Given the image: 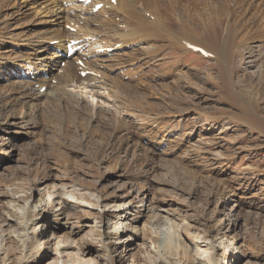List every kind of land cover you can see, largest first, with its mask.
<instances>
[{"label":"bare ground","instance_id":"6f19581e","mask_svg":"<svg viewBox=\"0 0 264 264\" xmlns=\"http://www.w3.org/2000/svg\"><path fill=\"white\" fill-rule=\"evenodd\" d=\"M101 2L109 7L94 12L96 5L79 4L77 0H0V80L5 85L0 89V130L3 129L1 125H14L17 119L26 126H32L34 131L50 130L54 136H46L52 145L46 148L51 151L47 155L54 157L56 165L59 163L65 167L62 179L50 182L47 170L53 162L44 155L45 148L42 150L34 146L27 156V163L31 169L39 165L46 169L44 174H41L43 171L40 173L39 182L23 179L25 172L21 174L20 171L17 174L21 180L16 178L0 192V264H13L14 260L18 264H41L50 257L46 264H98V260L87 259L86 256L93 251L94 236L101 239L108 264H138L143 261L142 257L145 263V255L140 249L156 253L158 258L150 264H161L163 261L173 264L174 260H179V264H221V258L224 262L227 259L229 264L241 244V239L232 233L238 224L237 217L234 221L229 219L226 224L228 232L196 241L189 222L166 208L169 201L164 195L158 200L162 205L147 203L145 194L130 198L131 182V185L123 182L118 186L122 195L116 192L117 188L112 192L106 190L107 195L103 191L99 194L94 181L72 175L83 173L99 177L98 171L104 163H110L111 168L119 166V161L111 163L114 159L111 154L120 157V153L126 154L133 146L136 150L146 151L144 158L140 153L139 160L132 163L136 176H148L155 167L159 149L151 147L148 139L134 135V119L130 118L133 115L132 111L129 112V104L152 109V99L157 95L154 93L162 88V97H156L161 108L173 107L174 110L191 104L184 94L189 93V86L183 83L184 78H176L171 83L165 81L175 77L178 71L177 74L172 73V69L166 72L165 68V72H158L161 68L157 65L161 63H157V58L165 50H191L188 47L194 45L209 53V57L217 63L225 89L233 96H229L231 104L228 105L234 106L232 111L238 110L234 117L257 126L264 133V116L249 106L258 98L260 100L259 95H264V84L260 81L262 85L252 89L248 82L241 83V89L235 83L236 75L242 71L240 63L245 60H249L247 66L254 61L261 62L260 72L264 79V0ZM25 25L26 28L18 32L13 30ZM69 25L75 27L76 32L69 29ZM72 39L81 40L83 48L76 49L71 57L60 56L68 51L67 44ZM118 45L116 50L109 51ZM56 48L60 49L59 53ZM117 57H126L128 63L123 67L120 64L118 68L115 63ZM80 60H84L86 65L79 64ZM63 62L65 65L51 77L46 74L53 64ZM30 65L35 68L31 69ZM149 65L157 66L159 70L149 68ZM84 71H91V74L83 77L81 73ZM185 73L188 77L200 74L194 68ZM52 79L57 83H53ZM44 86L47 90L41 92ZM156 87L161 89L157 91ZM202 89L208 91L200 86ZM88 93L101 98L103 104L112 103L111 108L91 106L87 103ZM155 102V107L159 106ZM216 109L211 106L208 110L212 111L203 110L201 114L211 120L217 114L213 113ZM75 136L90 137L97 146L93 149L92 158L91 154L87 157L93 162L88 164L90 160L78 159L72 151H86L84 139L80 142L61 139ZM143 139L147 140V144L143 143ZM189 155V162H194L193 154ZM187 175L192 178L191 181L186 179L185 183L190 181L189 190L193 192L198 177L191 175L190 171ZM227 186L230 187L229 183ZM163 190L165 188L159 191L163 193ZM50 218L59 222L58 225H73L71 231L88 227V222L94 218L96 225H89L92 229L90 235L75 242L81 245L84 258H79L81 252L78 255L69 252L77 247L69 234L57 236V240L47 234ZM201 246H206L210 252L203 253Z\"/></svg>","mask_w":264,"mask_h":264},{"label":"rangeland","instance_id":"374dc122","mask_svg":"<svg viewBox=\"0 0 264 264\" xmlns=\"http://www.w3.org/2000/svg\"><path fill=\"white\" fill-rule=\"evenodd\" d=\"M21 28H26V25L16 27L13 30L18 32ZM142 47L148 48L145 45H142ZM159 57L164 59L160 60ZM159 57V59L157 58V63H161L162 66L160 64L157 66L163 71L161 69L159 70L158 67L154 65H149V68H157L159 70L158 72H165V68L166 72L171 71V69L172 73L177 74L179 72L177 74L178 76L175 75V77L165 81L171 83L172 81L174 82L176 78H184L183 83L189 86L187 90L189 93L186 92L184 94H186L185 96L191 104L189 103L190 105H186L189 109H186V107L180 108L181 110L179 108H176L177 110L174 108L173 110V107L167 108L166 106L161 108L158 102L159 100H157L156 97L159 95V97H162L161 95L163 92L161 91L164 89L162 88L161 91H158V89H161L159 87H156L158 93H154V95H157L152 99V107L154 109L147 108L146 110L138 107V105L134 103L129 104V112L132 111L131 114L134 116L130 117L134 119L132 122L134 135L136 134L138 137L148 139L151 147L159 149V155L155 159L156 162H154L155 167L150 170L151 172L148 176L147 174L136 176L133 172L132 163L136 161V159L139 160L140 153L142 154L141 157L143 156L142 158H144V152L146 151L136 150L135 146H133L134 148L127 151L129 155L127 153V155L125 153H120V157H114L115 153L111 154L112 158H114L111 163L119 161V166L111 168L110 163H104L100 166L101 168L98 171L99 177L84 175L83 173H78V175L73 174L72 176L87 178L88 180L94 181L99 190V194L100 191H103L107 195V191L112 192L117 188L116 192L122 195V191L118 190V186L123 182L131 185L129 184V182H131L133 183V188L130 198L136 195L143 197L145 194V201L147 203L162 205L163 203L158 200L159 196L164 195L163 197L166 199L168 198L167 201H169V205H166V208L169 207L170 211L174 212L175 215H180V219L189 222L192 226L190 227L191 234L194 235L193 237L196 241L198 239L208 238L209 236H216L217 233H220L219 236H221L224 231L228 232L227 229L229 228L226 227V224L229 219H233L232 221H234V219L238 218V224L232 233H234L239 240L241 239V244H239L240 248L237 255L233 256V260H231L229 264H264V133L261 132L257 126L248 125L247 122L234 117L237 115L236 112H238V110L233 109L232 111L234 106L231 107L228 105L229 103L231 104L229 101L230 97L232 98L233 96L225 89L226 85L222 82V77L215 60L201 57L186 50L175 49H171L170 51L165 50ZM116 59L115 63L119 65L118 68L128 63L126 57H117ZM248 61L249 60H245V62L240 63L242 71L235 77V83H237L241 89L243 87L242 84L247 82V85L250 84L252 89H255L261 82L264 84V79H262L263 75L260 72L261 62L254 61L251 65L247 66V64H250ZM64 65H62V63L53 64V68L48 69L51 73H49V76L51 77L52 74ZM176 66L179 67L177 68ZM191 68H194L197 73H200V76L197 74L196 76L188 77V73L185 72H188ZM180 70L183 72H180ZM243 71L246 73L243 74ZM242 74L247 75V77ZM196 78H198V80ZM125 80H128V77H125ZM52 81H54V79H52ZM56 81L54 82L56 83ZM114 84L116 85V82ZM199 85L208 89V91L205 89L200 90ZM1 86L5 85L0 80V89L2 88ZM106 92L109 91L106 90ZM259 96H261V98L260 100L258 98V100H256L257 102L255 101L256 103L253 101L248 104L250 107L252 106L258 114L264 116V95L261 94ZM250 97L254 98V95H250ZM154 99L157 102H155ZM204 99L206 101H204ZM153 101L155 104H159V106L155 107ZM127 102L129 103V100H127ZM87 103H90L91 106H106L104 108L107 109L112 106V103L109 102L103 104L101 98L94 97L89 93ZM209 103H213V105ZM211 106L217 109H219L218 107L227 109L221 108L219 109V111L221 110L220 112L216 109L215 112L213 111V113H217L214 115L215 117L211 120H207L205 119L206 116H202L201 113L203 110V112L212 111L208 110ZM183 109L186 110L183 112ZM155 115L158 116L155 117ZM12 125L13 124H3L1 125L3 129L0 130V192L4 191L16 178L21 180V177L17 174L20 171L21 174L22 171L25 172L23 173L24 176L22 175L23 179L28 178L39 182L37 179L40 173L43 171L41 174H44V170L46 169L43 165L31 169L27 163V156L34 146H39L42 150L45 148L44 155L48 158L50 155L47 154H51V151L46 149L52 146L50 145L51 142L47 141L46 137L54 136L50 130H45V128H43V130L39 129L38 131H34L32 126H26L24 122L18 119L15 124ZM30 131L34 132L31 133ZM73 138L74 137H61L64 141L71 140L72 142L73 140H78L76 142H80L81 139H84L83 142H85L84 144L87 147L86 151L80 152L78 149H73L72 151L77 155V158L79 157L78 159L86 158L90 160V162L87 161L88 164L93 162V159L87 158L90 154L92 158V154H94L92 153L93 149L97 148V146L93 144L91 138L77 136ZM146 139H143L144 144H147V142H145L147 141ZM2 144H4V146ZM43 145L45 146L43 147ZM187 154H193L192 157H194V162H189L191 160L189 158V160L187 159ZM104 156V158H107L106 155ZM49 159L53 162L49 170H47L50 175V182L54 181L56 178L57 180L62 179L65 174V167L60 166L59 163L56 165L53 156ZM75 167L80 169L77 164H75ZM166 170L171 173L164 172ZM188 171H190L191 175L198 177L195 181L193 192H190L188 186L192 178L187 175ZM166 179L167 181H164ZM186 179L190 181L185 183ZM47 180L44 182L46 183ZM97 180H99L98 184ZM228 183L230 187L227 186ZM161 188H165V190H163L165 193L159 191ZM57 223L59 222L54 221L52 218L49 219L47 234L55 240H57V236L69 234L72 236L71 240L75 245H77L76 243L78 241L90 235L92 230L91 226L96 225L94 218H92L88 222L91 226L79 227L78 229L74 228L73 231H71L73 225H58ZM224 227H226V229ZM92 241V244H94L93 251L90 254L86 253L87 259L92 258L98 260V264H108L104 255L105 253L102 251L101 239L94 236L92 237ZM39 242L40 241L37 243L40 245ZM80 246L81 245L78 244L77 247H73L69 252H75L77 255L81 252L79 258H84V253L80 250ZM194 247L197 249L196 246ZM201 251L208 254L210 249L206 248V246H201ZM140 252L145 255V263L142 257L141 260L143 261H139L138 264H150V262L158 258L154 252L148 253L145 251V253L144 249H140ZM219 253L221 252L219 251ZM42 254L44 255V253ZM43 255L40 258H42ZM167 256L171 258L170 255ZM48 259L50 260L51 257ZM48 259H44L41 264H46ZM14 261L13 264H18L16 260ZM227 261L226 259L224 262V259L221 258V264H227ZM161 264L167 263L163 261ZM173 264H179V260H174Z\"/></svg>","mask_w":264,"mask_h":264}]
</instances>
